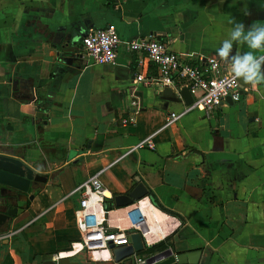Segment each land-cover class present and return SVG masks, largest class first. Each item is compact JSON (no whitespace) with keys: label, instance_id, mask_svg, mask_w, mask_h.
Returning a JSON list of instances; mask_svg holds the SVG:
<instances>
[{"label":"crops","instance_id":"obj_1","mask_svg":"<svg viewBox=\"0 0 264 264\" xmlns=\"http://www.w3.org/2000/svg\"><path fill=\"white\" fill-rule=\"evenodd\" d=\"M232 20L264 25V0H0V212L15 208L0 226V264H112L108 249L77 244L70 192L92 175L110 196L95 206L107 228L125 230L135 204L152 228L147 247L165 240L172 255L197 251L196 264H264V85L238 82L239 99L205 118L200 107L132 81L156 71L125 46L150 35L184 62L219 59ZM107 24L120 40L115 63L86 64L81 36ZM168 112L180 115L161 128ZM130 115L132 124L119 123ZM154 131L152 150L112 162ZM135 177L146 195L115 207L113 196Z\"/></svg>","mask_w":264,"mask_h":264},{"label":"built area","instance_id":"obj_2","mask_svg":"<svg viewBox=\"0 0 264 264\" xmlns=\"http://www.w3.org/2000/svg\"><path fill=\"white\" fill-rule=\"evenodd\" d=\"M120 40L110 24L103 28H88L80 38V48L82 53L80 58L86 64L113 65L116 60V51ZM125 46L130 52H139L151 63L156 71L155 77H145L141 73H136L132 81L144 85L153 86L156 92L164 88L172 90L175 98L181 99L179 89L185 87L191 96V102L187 107L198 106L202 110L203 117H208L211 111L224 104L226 97L231 102H236L240 97V85L231 78V72L223 68V63L216 57H206L201 62L187 63L175 52H172L166 42L153 36L139 37L129 40ZM128 107L133 113L137 109V102L131 96L128 99ZM180 113L168 112L161 128L170 126L176 122ZM119 123L128 125L133 123L132 116L119 118ZM157 131L151 132L138 140L132 146L125 148L118 157L136 149L154 148L153 136ZM70 194L76 195V207L74 210V222L79 234L77 244L81 250L87 252L108 249V246H119L128 244V232L138 231L143 238V233L138 228L143 217L137 206L132 203L126 212L127 228L109 229L104 225L102 216H97L95 206H102L106 198H110L105 191L98 176L87 177ZM146 245V244H145ZM60 253L52 255L56 260ZM132 264H144V256H133Z\"/></svg>","mask_w":264,"mask_h":264},{"label":"water","instance_id":"obj_3","mask_svg":"<svg viewBox=\"0 0 264 264\" xmlns=\"http://www.w3.org/2000/svg\"><path fill=\"white\" fill-rule=\"evenodd\" d=\"M69 36V34H68ZM15 81L12 83L14 89ZM163 92L172 94L175 98L174 93L170 89H163ZM179 95L184 105H189L191 102V96L185 87L179 89ZM227 103H231L228 97L224 100ZM29 179L33 181H43L44 175L33 174L29 176ZM134 186L125 194L114 195L112 198L113 205L115 207H124L132 204L134 201L140 199L146 195V189L139 182L138 178L135 177ZM15 208H7L5 212H0V226L13 215ZM147 246L138 231L128 232V244L119 246H108V250L111 255L112 264H132L133 256L136 253H141L144 256V264H196L198 258V252H186L172 255L169 248L159 250L150 254L145 253ZM42 264H54L51 260H46Z\"/></svg>","mask_w":264,"mask_h":264},{"label":"clouds","instance_id":"obj_4","mask_svg":"<svg viewBox=\"0 0 264 264\" xmlns=\"http://www.w3.org/2000/svg\"><path fill=\"white\" fill-rule=\"evenodd\" d=\"M233 27L227 39L217 49V56L230 65L233 81L251 85L259 91L264 85V25L252 24L249 28L241 22L231 21ZM247 45L249 51L241 52L239 48L233 54V45Z\"/></svg>","mask_w":264,"mask_h":264},{"label":"bare ground","instance_id":"obj_5","mask_svg":"<svg viewBox=\"0 0 264 264\" xmlns=\"http://www.w3.org/2000/svg\"><path fill=\"white\" fill-rule=\"evenodd\" d=\"M137 206V205H136ZM137 208H138V210H139V212L141 213V215H142V217H143V220H142V222L139 224V226H138V228L141 230V232L143 233V238L145 239V241H146V236L148 237V236H150V234H151V229L152 228H150V226H149V223H148V221H147V219H146V217H145V215H144V213H143V211L141 210V207L138 205L137 206ZM127 210H128V208L126 209V211H125V215H124V219L126 220V225L128 224L127 223V218H126V212H127ZM152 232H153V230H152ZM153 234V233H152ZM151 234V235H152ZM147 242V241H146ZM148 243V242H147ZM94 254L95 253H92L91 254V256L94 258Z\"/></svg>","mask_w":264,"mask_h":264},{"label":"trees","instance_id":"obj_6","mask_svg":"<svg viewBox=\"0 0 264 264\" xmlns=\"http://www.w3.org/2000/svg\"><path fill=\"white\" fill-rule=\"evenodd\" d=\"M150 200H151V203L156 206L157 208L165 211L159 204L158 202L155 200V198L153 196L150 195ZM106 209H109L108 206L106 207ZM164 243H165V240L164 242L160 241V242H157L151 246H148L146 248V252L147 254H150V253H153V252H156V251H159V250H163L165 249L166 247L164 246ZM201 264H205V262H202Z\"/></svg>","mask_w":264,"mask_h":264}]
</instances>
